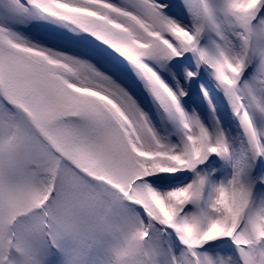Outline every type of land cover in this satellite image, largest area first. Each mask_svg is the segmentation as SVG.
<instances>
[{"label": "snow or ice", "instance_id": "obj_1", "mask_svg": "<svg viewBox=\"0 0 264 264\" xmlns=\"http://www.w3.org/2000/svg\"><path fill=\"white\" fill-rule=\"evenodd\" d=\"M0 264H264V0H0Z\"/></svg>", "mask_w": 264, "mask_h": 264}]
</instances>
